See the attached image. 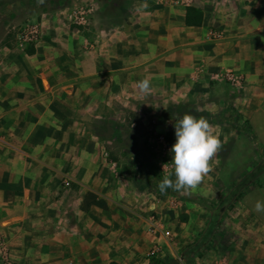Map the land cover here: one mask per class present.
<instances>
[{"label":"crops","instance_id":"obj_1","mask_svg":"<svg viewBox=\"0 0 264 264\" xmlns=\"http://www.w3.org/2000/svg\"><path fill=\"white\" fill-rule=\"evenodd\" d=\"M191 5L203 13L200 26L186 25L188 6L132 1L125 20L95 40L72 25L74 9L67 16L41 11L32 53L31 45L0 43V132L8 142L0 152V236L15 263L149 264L154 246L185 248L200 238L210 214L181 197L193 189L149 191L106 158L103 130L118 135L129 114L152 115L172 144L168 113L177 107L214 118L206 119L221 148L196 188L216 182V201L233 186L232 176L250 172L253 141L215 116L233 108L264 148V0ZM220 66L239 79L213 80ZM144 78L149 94L138 88ZM258 200L264 184L244 187L196 264H264ZM152 215L158 233L150 231Z\"/></svg>","mask_w":264,"mask_h":264},{"label":"rangeland","instance_id":"obj_2","mask_svg":"<svg viewBox=\"0 0 264 264\" xmlns=\"http://www.w3.org/2000/svg\"><path fill=\"white\" fill-rule=\"evenodd\" d=\"M132 1L135 0L94 1L92 6L95 8V11L88 25L86 27L77 26L81 30V35L86 32L87 36L90 35L88 37L92 38V40H95L94 38H99L102 29L106 31L117 23H121L125 20L126 16L129 14ZM134 3L136 4V2ZM86 4H92V2H90V0H0V43H19L17 33L25 28V26L34 23L37 24L41 17V11H48L49 13L62 11L67 16L69 10L71 11L80 6L83 7ZM91 31L93 36L91 35ZM81 40L83 42L84 39L81 38ZM185 109V107H177L175 110L176 112L168 113L170 126H173L174 122L186 113ZM152 117V115L148 114L143 116L129 114V117L127 115L125 120L122 121L118 129V135L113 134L114 130L111 128H109V130L105 128L103 133H108V141L104 145L106 158L109 163H112L116 172L124 179L131 181L134 179L137 180L144 187H147L149 191H156L155 183L152 182L149 177L145 176L146 174L144 172L148 164H153L158 169V172H160L159 161H155L157 155L147 141L150 132H152L149 130L150 127H153V130H155L154 126L159 124V122H153ZM207 119L215 120L212 117ZM171 138L172 137L169 135L168 139L170 140ZM259 161L260 156L254 149L253 161L249 169L256 167ZM232 179H235V177L232 176ZM218 187L216 182L209 184L207 181V185L204 187L192 188L193 190L184 193L181 197L192 199L200 205H202V203L213 204L216 201V192L220 189V187ZM159 194H161V192ZM179 219L182 221L183 215H180ZM3 244H6L5 246L7 247L9 245L3 237L0 236V264H17L11 259L12 257L10 254L8 255L7 253V256L4 255L5 248L2 247ZM183 249L184 245H178V247L170 249L166 243H163L161 246H154L152 250L149 251V255L153 251V253H156L159 257L164 259L175 257L178 258L182 264H196L195 257L188 263L183 261V258H181ZM149 255L147 257H149ZM39 260L41 262L43 259L39 258ZM35 263L37 264V262ZM43 263L45 262L43 261L41 264Z\"/></svg>","mask_w":264,"mask_h":264},{"label":"clouds","instance_id":"obj_3","mask_svg":"<svg viewBox=\"0 0 264 264\" xmlns=\"http://www.w3.org/2000/svg\"><path fill=\"white\" fill-rule=\"evenodd\" d=\"M144 94L151 91L150 78L138 82ZM175 141L170 148L171 168L158 183L161 193L197 187L211 171V161L221 148V140L209 121L190 113L183 114L174 122ZM255 211L264 212V201L255 203Z\"/></svg>","mask_w":264,"mask_h":264},{"label":"trees","instance_id":"obj_4","mask_svg":"<svg viewBox=\"0 0 264 264\" xmlns=\"http://www.w3.org/2000/svg\"><path fill=\"white\" fill-rule=\"evenodd\" d=\"M202 19L203 13L201 9L193 5L186 8L185 23L187 26H200ZM29 45L31 46L26 51L28 54L34 51L32 43L28 44V46ZM215 117L217 120H225L232 123L235 128L245 131L253 141L255 150L260 156V161L256 167L250 170V172L236 177L233 186L228 192H223L224 196L220 200L215 201L213 204L202 203V205L209 211L210 220L206 229L200 234V238L184 248L182 258L185 263H188L193 257L201 256L204 249L211 244L210 237H212L220 224L224 211L233 203V201L237 200L242 195L244 187L255 183L260 185L264 184V148L257 143L254 133L251 131L250 126H248V122L233 108H228L222 114H217ZM144 172L146 174L145 176L149 177L156 185V191L153 190V192L160 193L158 183L163 179V176L158 172V169L153 164H148L144 169ZM164 193L176 194L177 191L169 188ZM148 258L149 264H182L178 258L169 257L164 259L159 257L156 253H151Z\"/></svg>","mask_w":264,"mask_h":264},{"label":"built area","instance_id":"obj_5","mask_svg":"<svg viewBox=\"0 0 264 264\" xmlns=\"http://www.w3.org/2000/svg\"><path fill=\"white\" fill-rule=\"evenodd\" d=\"M155 2L159 3H167L173 6H183L187 7L191 4L192 0H154ZM94 12V7L92 5L90 6H83L78 7L74 9L70 14L71 23L74 26H83L85 25L91 16V14ZM39 26L37 24H31L28 26H25L20 32L17 33V39L20 44L22 45H28L30 43H34L39 38ZM239 79V77L231 70H228L224 67H216V69L212 72V79L215 81H224V80H230L233 81ZM153 121V120H152ZM150 134L148 136V143L149 145L154 149L157 157L155 161H159L160 165V173L164 177L167 172L171 168V154H170V148L172 146L171 141L168 139V137L161 132H158L156 130H153L152 127L149 129ZM6 147H8V142L5 140L3 135L0 132V152H2ZM68 184V181L65 182ZM149 228L150 231L154 233H158L159 227L156 223V219L154 215L150 217L149 221ZM6 244H3L4 249V255L7 256V246ZM153 253V251H152ZM212 264H225L223 261H215Z\"/></svg>","mask_w":264,"mask_h":264}]
</instances>
